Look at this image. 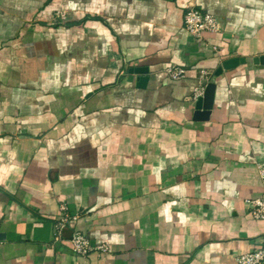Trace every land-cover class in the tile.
Segmentation results:
<instances>
[{
  "label": "crops",
  "instance_id": "0c3cea01",
  "mask_svg": "<svg viewBox=\"0 0 264 264\" xmlns=\"http://www.w3.org/2000/svg\"><path fill=\"white\" fill-rule=\"evenodd\" d=\"M194 8L219 30L189 33ZM261 59L264 0H0V264H237L257 249ZM63 206L76 220L55 242ZM74 231L109 252L76 256Z\"/></svg>",
  "mask_w": 264,
  "mask_h": 264
},
{
  "label": "built area",
  "instance_id": "2783aa9c",
  "mask_svg": "<svg viewBox=\"0 0 264 264\" xmlns=\"http://www.w3.org/2000/svg\"><path fill=\"white\" fill-rule=\"evenodd\" d=\"M185 28L195 37H201L203 33H214L219 30V22L216 17L201 12L198 9H190L185 15ZM185 70L179 67H169L167 74L173 80H180L185 77ZM204 86L197 90L194 98L197 100L203 96ZM257 170L262 182V195L258 199L248 200L247 203L251 206V215L255 220L264 221V162L257 164ZM62 216L56 224L54 238L55 242L62 239L63 231L70 225L76 217L71 218L67 208L61 207ZM70 242L73 253L82 258H87L91 254H106L109 252L107 245H93L90 240L78 231H74ZM237 264H264V238L261 240L260 246L251 253L242 255L237 258Z\"/></svg>",
  "mask_w": 264,
  "mask_h": 264
},
{
  "label": "water",
  "instance_id": "95a60500",
  "mask_svg": "<svg viewBox=\"0 0 264 264\" xmlns=\"http://www.w3.org/2000/svg\"><path fill=\"white\" fill-rule=\"evenodd\" d=\"M264 61V59H261ZM238 63H245V60H232L228 61L224 64L225 68H231L234 65ZM206 86V92L204 97H201L199 101L197 102L196 105V118L201 119V120H209L210 115H211V104L213 101V91H214V85L205 83Z\"/></svg>",
  "mask_w": 264,
  "mask_h": 264
}]
</instances>
